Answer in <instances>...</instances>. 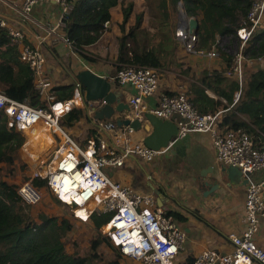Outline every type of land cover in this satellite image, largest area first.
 <instances>
[{"label":"built area","instance_id":"2783aa9c","mask_svg":"<svg viewBox=\"0 0 264 264\" xmlns=\"http://www.w3.org/2000/svg\"><path fill=\"white\" fill-rule=\"evenodd\" d=\"M0 1L12 5L17 3L23 19H29L33 6L41 1L60 4L58 24H62L69 13L65 0ZM177 5L180 12L174 36L184 51L200 57H215L217 46L213 45L209 49L197 46V33L189 31V17L184 15L182 1ZM246 21L237 30L233 60L226 71L239 85L242 83L244 65L249 62L243 50L253 31L264 28V0L253 1ZM104 25L108 27L109 21ZM0 27L6 29L10 42L18 45L20 59L32 70L34 82L42 94L45 93L51 83L45 70L43 50L27 42L23 29L11 25L2 16ZM63 40L70 45L66 35H63ZM116 79L119 84L129 83L133 87L134 93L128 99L133 109L132 118L142 119L147 98L154 96V107L146 110L161 119L173 120L178 127L175 139L190 132H208L219 162L236 166L243 174L255 171L262 173L259 179H251V176L246 175L248 184L244 199V228L239 233L229 234L232 249L225 253L205 249L187 263L178 262L177 256L185 237L179 223L161 208L154 207L151 193L137 191L113 180L106 171L123 166L131 156L150 161L165 151L167 146L152 149L142 140L134 138L135 129L129 124L119 125L110 119L94 120L93 135L86 138L82 146L79 145L70 132L59 125V120L69 110L79 108V100L75 98L81 95L78 88L73 93L74 98L54 101L48 108L32 106L26 100L13 99L0 91V110L9 125L21 132L32 145L42 144V150L37 155L24 151L31 172L28 179L17 187L22 201L29 205L40 201L41 190L32 181L42 179L60 203L72 208L73 216L78 221H90L93 213H110L109 219L100 227L102 233L122 257L132 258L141 264H252L253 261L264 264V247L255 239L259 222L264 218V146H257L252 136L241 127L223 126L224 109L201 113L185 90L174 93L159 91V70L154 67L122 65L116 71ZM239 95L240 90L233 96L234 103ZM80 100L89 114L93 112V107L104 104V100ZM63 105L65 109L59 110ZM173 116L176 118L172 119ZM37 123L41 134L51 138L50 145H44V139L41 141L38 136L29 134V130ZM78 209H84L87 216L82 217Z\"/></svg>","mask_w":264,"mask_h":264},{"label":"crops","instance_id":"0c3cea01","mask_svg":"<svg viewBox=\"0 0 264 264\" xmlns=\"http://www.w3.org/2000/svg\"><path fill=\"white\" fill-rule=\"evenodd\" d=\"M129 2L132 3V7L125 23V29L135 22L137 13L142 12L141 28L143 30L139 35H143L144 32L149 33L147 42L154 43L157 34L155 37H151V34L156 29L147 22L143 23L144 20L147 21V15L142 11L143 0H129ZM122 6H126L123 0L110 9L109 26L97 41L83 45L81 49H73L63 40V35H66L63 24H58L61 14L60 4L54 1L38 2L33 6L30 18L23 19L17 3L12 5L9 2L0 1V16L6 18L11 25L23 29L26 41L39 46L45 53V70L51 85L42 94V99L49 101L55 98L57 93L54 88L69 84L74 85V93L78 88L74 75L83 69H90L108 79L117 100L128 103L129 97L134 93L133 87L129 83L119 84L116 79L119 65L117 60L118 37L122 34L120 27L123 21ZM222 38L224 37H217L218 40ZM161 63L164 65L158 67L159 91L174 93L178 90H185L189 96L196 97L198 101L205 103L208 109H210V102L203 99L198 92L202 86L200 78L206 70L219 71L224 77L222 85L225 87L224 90L228 92L232 89V100L218 97L211 89L204 88V92L218 101L216 109L225 110L222 113V125L230 127L223 121V117L232 110L234 111L232 119L243 125L241 128L252 136L257 146H264V132L255 134L249 131L253 127L257 129L253 124L256 116L251 117L249 113L251 106L239 105L233 109L238 101L234 103L233 96L238 90L241 91L242 83L239 85L234 78L226 74L229 66L226 65L219 50L215 57H200L186 53L179 43L173 62L171 63V54H168L166 58L162 57ZM245 66L253 70L264 68V58L249 59L244 69ZM82 96V94L76 95L75 98L79 100V108L82 109L83 115L70 126V130L76 135L79 133L81 142L84 144L86 138L93 135L95 131L93 122L98 119L92 116L93 112L89 114L88 109L82 106L80 100ZM154 105L155 97H148L143 113L149 112L146 109ZM132 117L133 109L129 106V109L114 111L112 116L106 119L117 123L118 119L123 121L132 119ZM175 118L172 117V119ZM141 123L142 127L135 130L134 138L143 141V137L151 130V125L144 118L141 119ZM106 171L113 180L129 185L137 191L151 193L154 197V207L170 213L179 223L185 233L182 248L177 256L179 263L193 260L205 249H213L219 253L230 251L232 245L229 234L239 233L244 228V199L248 184L246 175L239 169L216 159L212 139L208 132H190L184 137L174 138L165 151L157 154L150 161L131 156L125 160L123 166L106 169ZM250 176L251 179H259L262 173L255 171ZM75 221L78 220L75 219ZM255 239L259 245L264 247V218L259 222ZM118 264L141 263L129 257H122L118 260ZM252 264L259 263L253 261Z\"/></svg>","mask_w":264,"mask_h":264},{"label":"trees","instance_id":"16d2710c","mask_svg":"<svg viewBox=\"0 0 264 264\" xmlns=\"http://www.w3.org/2000/svg\"><path fill=\"white\" fill-rule=\"evenodd\" d=\"M69 6L67 18L63 21V28L73 49H81L97 41L106 30L104 23L110 21V9L121 0H65ZM152 11V27L156 29L157 39L148 43L149 33L142 32L141 22L143 13H137L135 22L125 29V23L131 12L132 3L122 7L123 21L120 24L122 34L118 37V68L122 65L162 67V57L171 54V63L174 60L179 41L174 37L175 22L170 21L169 13L182 1L185 14L198 20L197 46L209 49L213 45L221 53L222 58L229 66L233 54L220 46L217 37H226L235 41L237 30L244 25L247 13L255 0H146ZM174 29V30H173ZM171 30L173 33L171 34ZM247 59L264 58V28H257L247 41L243 50ZM224 77L219 71H204L200 83L199 94L210 102V109L198 98L190 96L191 101L201 113L212 112L216 109L218 101L207 96L204 88L211 89L218 97L232 100V89L228 92L223 87ZM238 87V85H237ZM74 85L55 87V98L49 101L42 99V91L34 82L32 70L19 57L18 45L10 42L6 29L0 27V91L7 96L22 101H28L35 107H49V103L63 101L73 95ZM250 105L249 113L256 116L253 124L257 129H249L253 133L264 132V68L256 70L245 68L238 106ZM209 110V111H208ZM212 110V111H211ZM234 111H230L223 121L230 127L237 128L243 125L232 119ZM83 115L80 108L69 110L62 118L64 124L71 126ZM37 129V130H36ZM31 133L35 137H43L45 145H50V137L40 134L39 125ZM25 138L14 126L7 124V118L0 110V163L11 165L17 158V150ZM44 149V148H43ZM42 150V149H41ZM40 150V151H41ZM37 153V152H36ZM37 187L45 184L42 179H34ZM18 185L9 183L0 176V264H83L91 250L97 248L102 242L116 249L109 238L102 233L100 227L110 217V213H93L90 221L97 231L98 238L93 239L90 251L83 249L68 253L63 238L72 228L67 218L51 217L39 213V221L31 215V205L22 201L17 193ZM171 215L170 213H167ZM81 233V232H80ZM77 234L78 237L81 234ZM75 249V248H74ZM120 253L116 250L109 264H117Z\"/></svg>","mask_w":264,"mask_h":264},{"label":"rangeland","instance_id":"374dc122","mask_svg":"<svg viewBox=\"0 0 264 264\" xmlns=\"http://www.w3.org/2000/svg\"><path fill=\"white\" fill-rule=\"evenodd\" d=\"M124 3L127 6V4H129L130 2L129 0H123V4ZM142 11L147 15V21L144 20L143 23L145 24L147 22L148 25L152 26V11L149 9L146 0H143ZM169 11L170 21L175 22V25L177 26V20L180 12L178 5L175 6V10H171L170 7ZM155 34L156 32L151 34V37H155ZM234 42L236 43V40L232 42L229 41L226 37L218 40V44L220 46H223L231 54H234ZM245 68L249 69L251 67L245 66ZM7 124L9 125L8 120ZM59 125L66 131L71 132L70 134L74 138V140L82 146L80 134L78 133V135H76L75 132L73 133L70 130V126L64 124V118H61L59 120ZM29 132L30 135L34 136V133H31V130ZM40 139L42 141L43 137H40ZM42 142L45 145V142L47 141L44 140ZM40 144L34 143L32 145L31 142H28L25 139L24 144L21 145L20 148L17 150V158L15 159V163L13 164L12 170H10L11 165L9 166L0 163V176L9 183H15L17 185L27 180L31 169L28 163L26 162L28 159L24 155V151L28 150L32 154L36 152V154H38L39 151L42 149V144ZM39 188L41 190V199L37 203L32 204L30 207L31 215L33 216L34 220H36L37 222L39 221V213H45L48 216L56 217L58 221L61 218H67L72 223V228L67 232L66 236L63 238L67 252L72 253L74 250H76V247L79 250L83 249L85 252L90 251L91 241L93 239L98 238L97 231H95L93 224L91 222L80 223L78 221H75V218L72 213V208H69L60 203L45 185L39 186ZM78 213H80L82 217L87 216V213L84 209H78ZM79 233L81 235L78 237L77 234ZM116 250L117 249H114L111 246H108L102 242L97 248L91 250V252L87 255V260L83 264H109V260L112 259L110 257H114V254H116ZM121 258L122 256H120L118 260H120Z\"/></svg>","mask_w":264,"mask_h":264},{"label":"water","instance_id":"95a60500","mask_svg":"<svg viewBox=\"0 0 264 264\" xmlns=\"http://www.w3.org/2000/svg\"><path fill=\"white\" fill-rule=\"evenodd\" d=\"M183 6V3H182ZM184 10V8H183ZM184 15L185 14V11ZM198 20L195 17L188 18L189 31L197 33ZM74 81L77 83L78 89L83 95V99L86 100H104V104L96 108L93 107V117L95 119L110 118L114 111H121L124 108L129 109V104L123 101L117 100L116 94L111 90V84L105 77L91 71L90 69H83L77 75H74ZM115 106H113V104ZM151 125V130L143 137V142L152 149H159L166 147L175 138L177 133V125L171 120L161 119L151 112H144L143 117ZM125 123L129 124L135 130H139L142 127L141 119L132 118L124 119L123 121L117 120V124ZM239 169L236 166L229 165ZM240 170V169H239ZM249 175V173H245Z\"/></svg>","mask_w":264,"mask_h":264},{"label":"bare ground","instance_id":"6f19581e","mask_svg":"<svg viewBox=\"0 0 264 264\" xmlns=\"http://www.w3.org/2000/svg\"><path fill=\"white\" fill-rule=\"evenodd\" d=\"M64 109H65V105H63L62 108H60L59 110H64ZM37 124H38V123H37ZM37 124H35V126H36ZM35 126H33V128H34ZM33 128H32V129H33ZM32 129H30V130H32ZM30 130H29V131H30ZM46 135H47V134H46ZM48 136H49V135H48ZM51 142H52V140H51V138H50V144H51ZM34 155H37V154L34 153Z\"/></svg>","mask_w":264,"mask_h":264}]
</instances>
